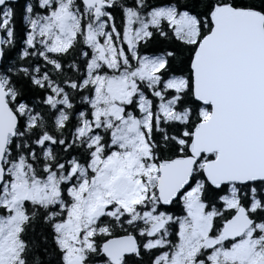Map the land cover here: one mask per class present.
<instances>
[{"label":"snow or ice","instance_id":"6c2138e0","mask_svg":"<svg viewBox=\"0 0 264 264\" xmlns=\"http://www.w3.org/2000/svg\"><path fill=\"white\" fill-rule=\"evenodd\" d=\"M0 264H264V0H0Z\"/></svg>","mask_w":264,"mask_h":264}]
</instances>
